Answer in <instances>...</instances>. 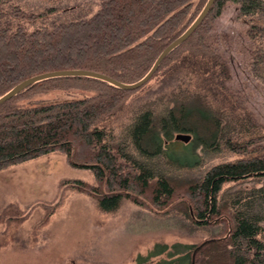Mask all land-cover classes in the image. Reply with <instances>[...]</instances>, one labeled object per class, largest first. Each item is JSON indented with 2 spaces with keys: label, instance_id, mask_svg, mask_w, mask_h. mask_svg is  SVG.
I'll return each instance as SVG.
<instances>
[{
  "label": "trees",
  "instance_id": "obj_1",
  "mask_svg": "<svg viewBox=\"0 0 264 264\" xmlns=\"http://www.w3.org/2000/svg\"><path fill=\"white\" fill-rule=\"evenodd\" d=\"M13 1L0 0V97L56 70L136 83L208 2L100 0L90 15L61 21L54 6L35 12ZM227 6L215 0L144 95L133 93L147 83L123 90L91 76L55 77L0 105V170L61 153L69 166L92 174L91 183L71 182L100 210L115 212L129 201L166 219L168 228L201 236L178 257L182 264H264V124L235 57L251 54L264 80V26L245 33L220 27ZM239 8L247 15L264 10L262 0H243ZM53 91L79 93L25 103Z\"/></svg>",
  "mask_w": 264,
  "mask_h": 264
},
{
  "label": "rangeland",
  "instance_id": "obj_2",
  "mask_svg": "<svg viewBox=\"0 0 264 264\" xmlns=\"http://www.w3.org/2000/svg\"><path fill=\"white\" fill-rule=\"evenodd\" d=\"M241 1L227 0L228 6L218 21L220 27L245 33L255 23L256 27L264 26V10L260 14H244L239 8ZM99 2L13 1L22 9L35 12L54 6L57 11L53 18L61 21L88 16ZM262 4L264 7V0ZM235 57L239 74L252 90L251 106L264 124V80L256 75L251 54L244 59ZM156 81L154 78L133 96L144 95ZM74 93L79 92L53 91L25 103L74 98ZM258 132L264 135V126ZM177 147L183 144L178 143ZM74 180L94 181L89 171L72 168L58 152L0 170V264H182L178 257L187 253L189 244L201 240V236L168 228L170 222L166 219L129 201L115 212L102 211L95 200L73 185ZM52 207L56 211L42 225ZM163 245L167 248L164 252Z\"/></svg>",
  "mask_w": 264,
  "mask_h": 264
},
{
  "label": "water",
  "instance_id": "obj_3",
  "mask_svg": "<svg viewBox=\"0 0 264 264\" xmlns=\"http://www.w3.org/2000/svg\"><path fill=\"white\" fill-rule=\"evenodd\" d=\"M215 0H208L206 3L204 9L199 14V16L196 18V20L191 24V26L179 37H177L173 42H171L159 55L157 60L155 61L152 69L148 72V74L142 78L140 81L132 84H127L120 82L108 75L94 72L91 70H83V69H70V70H56L51 72L42 73L36 76H33L31 78H28L15 86L12 90H10L8 93L0 97V105L5 103L8 100H11L12 98L16 97L22 90L27 88L28 86L32 85L33 83L48 79V78H55V77H83V76H91L103 79L105 81H108L118 87H120L123 90H136L140 87H142L144 84H146L154 75V73L158 70L159 66L163 62V60L172 53L176 48L181 46L194 32L195 30L201 25V23L204 21L206 16L211 10L212 5L214 4ZM186 142H188L191 138L190 134H186Z\"/></svg>",
  "mask_w": 264,
  "mask_h": 264
}]
</instances>
